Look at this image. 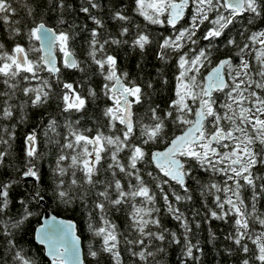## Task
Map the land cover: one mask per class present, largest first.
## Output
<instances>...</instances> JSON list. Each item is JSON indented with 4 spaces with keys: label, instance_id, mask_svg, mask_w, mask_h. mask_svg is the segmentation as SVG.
I'll return each instance as SVG.
<instances>
[{
    "label": "snow or ice",
    "instance_id": "obj_1",
    "mask_svg": "<svg viewBox=\"0 0 264 264\" xmlns=\"http://www.w3.org/2000/svg\"><path fill=\"white\" fill-rule=\"evenodd\" d=\"M21 7L31 21L23 28L21 19H12L17 13L12 0H0V23L13 40L10 49L0 44V119L14 116V101L19 104L18 121L25 119L28 105L45 108L54 100L56 109L44 112L45 150L39 147L36 131L29 132L24 137L19 178L0 179L4 251L0 264H36L24 251L25 232L43 246L50 264H85L72 221L45 215L39 207L46 196L66 208L77 200L85 206L91 201L94 216L86 217V226L99 243H89L87 256L94 260L105 255L110 264H122V237L126 251L136 258L134 264H161L156 256L165 252V240L179 247L178 264L199 261L193 250L200 253L201 249L198 242H191L189 221L176 203L191 199L189 179L199 189L206 217L231 220L227 239L240 253L238 264H264V211L257 207L258 199L264 198V173H254L256 166L264 167V0H130V5L119 0H82L78 11L86 22L80 28L87 34L83 61L70 47L76 33L62 28L68 22L65 13L75 10L72 4L33 0ZM104 7L107 14L98 15ZM37 10L39 18L34 15ZM49 12L56 17L51 26L44 19ZM136 17L145 25L169 30L156 33L155 59L161 67L146 76L138 60L134 72L139 80L135 74L129 78V70L120 66L111 50L126 46L143 54L153 44L152 34L134 22ZM109 20L116 26L114 31L106 27ZM55 49L64 70H78L84 76L82 83L89 85L86 95L61 79ZM173 59L170 94L162 93L169 84L163 66ZM93 78L102 80L99 95L90 84ZM162 95L164 107L158 102ZM89 100L101 102L104 120L94 132L71 119ZM61 122L62 132L58 131ZM12 136V131L0 127V143L5 147ZM6 155L0 151V157ZM197 170L210 178L201 182ZM216 176L222 181L211 178ZM146 177L152 178L158 192ZM25 178L30 182L20 191ZM206 195L211 196L212 206L205 203ZM157 196L179 232L163 226ZM121 207L127 209V234L111 219V211L118 213ZM33 217L38 220L34 228ZM193 223L199 226V221Z\"/></svg>",
    "mask_w": 264,
    "mask_h": 264
},
{
    "label": "trees",
    "instance_id": "obj_2",
    "mask_svg": "<svg viewBox=\"0 0 264 264\" xmlns=\"http://www.w3.org/2000/svg\"><path fill=\"white\" fill-rule=\"evenodd\" d=\"M33 3V0H12L13 6L17 8L16 15L12 16V19H21L20 27L23 28L24 23L31 24V21L25 16V11L21 5L23 3ZM46 3L47 0H44ZM67 3L72 4L74 11H69L65 13V18L67 19V23L62 25L63 29H67L69 32H75L76 37L71 41L70 47L78 60L83 61L84 57V44H85V37L86 33L82 31L80 25L86 22V17L83 14H80L78 11L79 5L82 3V0H66ZM120 3H126L130 5V0H119ZM131 11V8L128 7V12ZM108 8L104 7L101 10H98L97 14H107ZM39 18V10L34 14ZM45 21L47 22L48 26L55 24L56 17L51 12L47 13L44 16ZM134 22L139 23L140 26L145 27L146 31L152 34L153 37V44L149 46L143 54L140 53L139 50L130 51L126 46L122 48L113 47L111 50L120 60V66L122 68H127L129 70L130 76L132 77L133 74L136 75L137 80H139V74L134 72L136 63L138 60L141 61L144 68V74L147 76L148 73L155 74L156 68L161 67V62L155 59V48H156V33L163 30L165 34L168 29L164 28V26H151L145 25V22L142 18L136 17ZM88 26L91 27V23L87 22ZM69 24H72L73 27L69 28ZM106 27L109 30H115V24L112 21L106 22ZM203 25L200 30H198L197 35L199 36L202 33ZM237 40H239V36H237ZM19 42L22 44L27 43V41L23 40L22 37L19 38ZM13 43L12 39H9L8 34L4 31V26L0 23V44H3L6 48L11 47ZM201 45H203V41H199ZM221 52L225 50L221 49ZM235 51V49H232ZM55 54L58 59V67L62 69L61 72V79L72 83L73 89L80 91L81 94L86 95L87 87L89 86L87 83H82L84 81V76L79 73L78 70H71L63 69V64L59 63V49H55ZM175 63V60L169 61L166 65L163 66V72L165 76L168 78L169 84L165 89L162 90V93L170 94V89L172 87L173 81V71L172 65ZM207 68H204V71L201 73L203 75L206 72ZM226 71V69H225ZM82 83L81 89H76V84ZM102 83L100 78H93L90 80L91 86H93L94 90L97 91L99 95L98 89ZM53 88L56 91H59V86L57 85L56 81H52ZM0 91H3V85L0 84ZM22 96H19V99H22ZM2 99V98H0ZM166 96L162 95L158 98V102L160 103L161 107H164ZM223 99V97H220ZM17 103L16 113L12 118L9 120L0 119V127L6 128L7 130L12 131L13 136L12 139L7 147L3 143H0V151H6L7 155L5 157H0V179H3L6 176L13 175L19 178V171L23 168L24 158H23V147H24V137L31 131L35 130L39 139V147L41 151L45 150L44 144V134L43 129L44 126L47 124V119L43 118L44 112H55L56 103L53 100L50 102L45 108L39 109H32L31 105L25 108V119L23 121L16 120L15 116L19 114V104L18 101H14ZM101 102H93L89 100L87 102L86 108L82 110L80 114H73L71 119L78 120L80 127L90 129L94 132L95 127L98 124H103L104 120L100 112L99 104ZM219 104V100L217 101ZM56 118L59 120V113L56 114ZM15 123L16 127L12 128V124ZM58 131L62 132V122L61 127L58 128ZM171 127L169 128V132H171ZM5 139H7L5 135ZM260 146L256 145V150H259ZM103 167V166H102ZM45 170H46V162H45ZM255 174L264 173V167L256 166L254 169ZM162 177V174H159ZM196 178L199 179L201 182L206 181L209 179V175L204 174L202 171L197 170ZM216 179L218 182L222 181V177L216 176L211 177ZM30 180H24V185L20 188V191H24L25 188L28 186ZM146 182L149 183L154 191H159L155 189V185L152 182L151 177H146ZM125 182V186H126ZM187 185L189 187V195L191 199L178 201L176 202L180 211H182L189 221V228H190V240L193 244H197L200 247V253H195V255H199V261L192 259L187 262V264H238V258L240 257V253L238 250L235 249V246L232 244L231 241L227 239V236L230 232L231 228V220H228L226 223L224 220H216L214 218H208L205 216L206 209L201 202V195L199 192L198 187L195 184V181L192 179L187 180ZM169 185H162L163 188L167 189ZM174 186V185H173ZM183 190H180L182 194ZM249 193L245 192V197ZM170 202L173 199L171 193H169ZM44 201V206L39 204L40 208H47L56 216H60L63 218L71 219L76 227V233L80 238L81 247H82V254L83 260L85 264H110V258L101 255L97 259H93L92 257L87 256V249L89 243L93 245H97L99 243L98 238L92 237L88 228L86 226V217L88 215H93L92 212V204L91 201L88 202L87 206L84 205L83 202L77 200L75 203L69 207H65L64 205H59L55 203L50 197L46 196ZM205 203L208 206H212V199L211 196L206 195L204 197ZM139 202V201H137ZM157 207L161 209L160 211V219L164 227L169 228L170 230H174L179 232V226L176 221H174L170 216H166L163 212V202L159 200L157 196ZM257 207L264 211V198L258 199ZM195 210V213L193 212ZM127 209L124 207L120 208V211L117 213L115 209L111 211V219L118 225V230L123 231L126 233V213ZM205 219L208 220L207 223H204ZM199 221V226L193 221ZM31 226L34 228L38 223V220L33 217L31 218ZM251 224V221H250ZM256 228H259V225H254ZM209 230H211L212 237H209ZM23 248L24 251L33 259L35 260L36 264H49L48 259L44 256L43 249L40 245L34 242V239L28 235L27 232L24 233L23 236ZM179 243L183 244V237H180ZM157 246H160L159 243ZM163 247L165 248V252L163 254L157 255L156 260L161 261V264H178L179 253L180 249L176 245L170 244L167 240L163 242ZM232 247L234 250L229 253L225 251ZM119 251L121 253V260L122 264H134L136 258L132 257L125 249V245L123 243V238L121 237V243L119 245ZM4 258V251L2 242H0V260ZM10 259V257H9Z\"/></svg>",
    "mask_w": 264,
    "mask_h": 264
},
{
    "label": "water",
    "instance_id": "obj_3",
    "mask_svg": "<svg viewBox=\"0 0 264 264\" xmlns=\"http://www.w3.org/2000/svg\"><path fill=\"white\" fill-rule=\"evenodd\" d=\"M54 55H56L55 54V50H54ZM206 73V72H205ZM204 73V74H205ZM24 180H30V178H25ZM41 205L42 206H44V201H42L41 202ZM43 210H44V214L45 215H47V214H51V215H54V216H56L55 214H53L50 210H48L47 208H43ZM59 219H64V220H70V221H72L71 219H68V218H63V217H60V216H57ZM72 223H73V225H74V228H75V232H76V227H75V224H74V222L72 221ZM77 234V233H76ZM79 237V236H78ZM34 242L36 243V244H38L35 240H34ZM38 245H40V244H38ZM41 247H42V249H43V246L42 245H40ZM81 250H82V247H81ZM43 253H44V250H43ZM45 256V255H44ZM46 257V256H45ZM47 258V257H46ZM81 258L83 259V254H82V256H81ZM49 264H50V262H49Z\"/></svg>",
    "mask_w": 264,
    "mask_h": 264
}]
</instances>
